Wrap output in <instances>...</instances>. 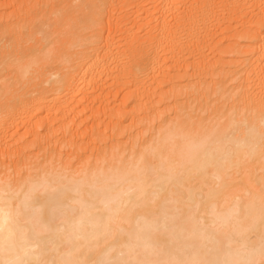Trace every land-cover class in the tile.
<instances>
[{"label": "bare ground", "instance_id": "1", "mask_svg": "<svg viewBox=\"0 0 264 264\" xmlns=\"http://www.w3.org/2000/svg\"><path fill=\"white\" fill-rule=\"evenodd\" d=\"M44 1L0 10V264H264V0H150L157 22L120 40L115 0ZM105 108L131 165L44 164Z\"/></svg>", "mask_w": 264, "mask_h": 264}, {"label": "rangeland", "instance_id": "2", "mask_svg": "<svg viewBox=\"0 0 264 264\" xmlns=\"http://www.w3.org/2000/svg\"><path fill=\"white\" fill-rule=\"evenodd\" d=\"M33 2H35V0H32ZM39 1H41V2H43L44 0H37V2H39ZM76 1H78V0H76ZM76 1H73L72 3H70V5L72 6V8L71 9H73V6H74V9H75V7L76 6H78V8L80 9V11L79 12H75L74 11V9H73V11L76 13V15H78V14H82V12L84 11L85 12V9H87V12H89V9L86 7V5L83 3L84 1L83 0H79L78 2H77V4H76ZM122 1V0H121ZM120 0H115V2H119L118 4H120V5H118L117 3H115V2H113V3H110V5H111V7H109V10H108V12L106 11V9L108 8V6H106V5H102V8H100L99 10H101L102 9V11H100L101 13H99V14H97L98 16H99V18H102V13L105 15V12H107L106 14L107 15H105V17L103 16V18H112L110 21V23H111V27H112V32H111V34L113 35V37L114 38H116V39H118V40H120V39H122V37H124V36H129V35H132L133 36V34H138L139 36H141V35H144L146 32H144L145 30L143 29V31L142 30H139V28L140 27H142V25H143V23L144 22H147V20H149L150 19V16H152V17H154V23L155 22H157V13H152L151 12V7H152V2L150 1V0H144L145 1V3H143L142 5L140 4V3H142V2H144L143 0H123L124 2H121ZM5 2H6V0H0V10L2 11V12H5V11H10L11 9H12V6H11V4H5ZM45 2V1H44ZM44 2L43 3H41V4H44ZM101 2V1H100ZM99 2V3H100ZM137 2H139V5H138V3ZM151 2V3H150ZM82 3V4H81ZM121 3H124L123 5V9H122V4ZM38 5H39V3H38ZM76 5V6H75ZM81 5V6H80ZM114 5V6H113ZM118 5V6H117ZM127 5V6H126ZM113 6V7H112ZM121 6V8H119ZM142 8H141V7ZM117 7V8H116ZM111 8H112V10H113V12H112V14L113 15H111L110 13V11H112L111 10ZM138 8H141V10L140 11H138L139 9ZM78 10V9H77ZM66 11H68V10H66ZM70 11V10H69ZM137 11V12H136ZM146 11H149L150 12V15L149 14H147V13H145ZM110 12V13H109ZM138 12H141V13H138ZM78 13V14H77ZM54 15H56V17H57V19L62 15L61 13H59V14H54ZM53 14L51 15V17H47L46 18V21H47V23H44L45 25L43 26V31H42V33H39L38 34V36H39V38H40V36H41V38L42 39H44L43 38V35H45L46 33H51L52 31V29L55 27H53V24H51V22H55V19H56V17L54 16ZM111 15V16H110ZM55 17V18H54ZM104 19V20H105ZM96 23L97 22H99V21H95ZM94 22V26L92 25V27H95L96 25H97V27L99 28L100 27V23H95ZM100 22H101V20H100ZM80 24H82V23H80ZM61 24H57L56 25V27L57 26H60ZM91 27V28H92ZM66 28V27H65ZM96 28V27H95ZM94 28V29H95ZM128 28H132V32H128V33H126V30L128 29ZM55 29V28H54ZM93 29V28H92ZM91 29V30H92ZM100 29V28H99ZM98 29H95V35L98 33V31H97ZM94 31V30H93ZM93 31L91 32L90 30H85V32H86V34L87 33H93ZM94 35V34H93ZM97 37V36H96ZM209 54L211 55L212 53H210L209 52ZM211 58L213 57V55L212 56H210ZM223 58H228V57H223ZM123 89V88H122ZM120 90L121 92H116L115 91V93L113 94V95H109V97L108 96H106V98H105V100H107L108 102H106V104L108 105V108H110L111 109V106L112 107H116L115 108V110H117V105H116V103L118 104V103H120L121 101H122V99H123V96H124V94H125V92L127 91L126 89H123V90ZM125 90V91H124ZM124 91V92H123ZM229 94V95H228ZM228 95V96H227ZM227 98H226V97ZM224 99H226V101H224ZM230 99V100H229ZM223 100V101H222ZM109 101H110V103H109ZM224 102V103H223ZM228 102H229V105H231L230 104V102H231V96H230V93H229V91L228 92H226L225 94H223V96H221L220 98H218V99H216V101L215 102H213V103H216L217 105L219 104V105H224V104H227L228 105ZM98 105H99V103H98ZM114 105V106H113ZM228 105V106H229ZM97 106V105H96ZM110 106V107H109ZM214 106V105H213ZM213 106H211V107H209L208 109H205V110H203L202 111V114H196V115H193V116H191V117H189L188 116V118H189V120H193L192 122H193V124L194 123H196V122H199L200 120L201 121H203V122H201V124H199V125H201V126H204V125H202L203 123H205L206 125L207 124H210V121H211V123L214 121H217V119L219 120L221 117L224 119V117H225V115L224 114H222V112L221 113H219V112H214V109L212 110V108H213ZM225 106V108H224V111L226 110V111H228L230 108L229 107H227L226 105H224ZM223 106V107H224ZM98 108V107H97ZM108 108H105V110H106V112H105V115H104V111L105 110H103L102 112H103V114L101 113V117H99V120H100V122L99 121H97V119H98V115L100 114L99 113V111H96L97 113H95V115L96 114H98V115H94V112H91V114H89L90 113V111H86V114L84 115H81L80 116V120H81V122H83V120H82V118L83 119H85V120H87V121H85L84 120V122L82 123V126H81V123L79 124V126L78 125H76V129H75V131H74V135H76V132H79V134H78V136L77 137H73V138H71L70 137V139H72L75 143L73 144V141L72 140H70V139H68V141H67V139H66V144L63 146V149H64V151H63V149L60 151L61 152V154H57V153H52L50 156H48L46 159H45V161H44V164H51V163H56V162H67V163H70V164H72L73 166V169H74V167L76 168H79V167H81V166H83V165H87V164H92V165H96V167L98 168V166H97V164L99 165V164H103L102 166H104L105 164L104 163H110L111 161H115V162H118V164H122V163H125L126 165H131V162H130V159H129V157H130V153L127 151V149L129 150V148H127V149H123V152H119L120 151V149H118V145L117 144H115V143H112L111 142V135H113L116 131H114L113 132V130H115V129H113V127L115 126V127H118L116 124V122H115V120H113V119H111L112 117H111V112L108 114V111H110V109L108 110ZM223 109V108H222ZM114 110V111H115ZM168 108L166 107V108H164V111H166V112H168ZM225 111V112H226ZM214 112V115L212 114ZM106 113L108 114V117H107V115H106ZM220 115H219V114ZM210 114L212 115L211 117H210ZM91 115V116H90ZM92 115H94L97 119H95V123L97 122H99L98 124L100 125L99 127H100V129H98V127H96L97 125H95V127L93 128V131L96 133V135H95V137H93L95 140H97L98 141V139L100 140V142L98 143L97 142V147H99L98 149H96V150H94L93 151V147H91L92 148V150L90 151L88 148H90V146L91 145H93L94 143H93V141L90 139L91 137H89L90 135L89 134H91L90 133V130H91V128H92V125H93V122L92 123H90V121H93L92 120ZM102 115H103V117H102ZM109 115H110V117L111 118H109ZM93 116V117H94ZM105 116V117H104ZM200 116V117H199ZM224 116V117H223ZM220 117V118H219ZM187 118V119H188ZM213 118H215V119H213ZM217 118V119H216ZM221 118V119H222ZM195 119V120H194ZM213 119V120H212ZM89 120V121H88ZM113 120V121H112ZM144 121H146L145 119H143ZM148 120V119H147ZM188 120V121H189ZM199 120V121H198ZM128 121V122H127ZM183 121L184 122H186L187 120H185V119H183ZM182 121V122H183ZM126 123L124 124V126H128L129 124H130V122H129V120H126L125 121ZM148 122H149V120H148ZM207 122V123H206ZM141 123V122H140ZM146 124H147V122H145ZM188 123V122H187ZM187 123H186V125L183 127L184 128V130H182L183 128H181L182 126L181 125H179L178 127H177V130L179 131H181L182 132V134H184V132H185V130L187 129V127H189L192 123L191 122H189V126L187 125ZM191 123V124H190ZM146 124H143V123H141V125L139 124L136 128V130H134V132L135 131H138L139 130V132L138 133H140V132H142V135L145 133L144 131H146ZM150 124V123H149ZM148 124V125H149ZM192 124V125H193ZM197 124V123H196ZM158 125V123H156L155 124V126H157ZM198 125V124H197ZM198 125V126H199ZM77 126H78V129H77ZM155 126L153 125V126H148V128H147V131H146V133H145V135L146 136H144L145 138H146V140H147V136H149L150 135V138H151V136H152V133L154 134L155 132H156V129H158L157 127H156V129H155ZM193 126H195L196 127V125L194 124ZM193 126L191 127L192 128V130L194 129L193 128ZM145 128V129H143V128ZM150 127H153L154 129H150ZM140 128V129H139ZM179 128H181V129H179ZM186 128V129H185ZM190 128V127H189ZM189 128H188V131H190L189 130ZM113 129V130H112ZM78 130V131H77ZM149 130V131H148ZM155 130V131H154ZM21 132L23 131V130H20ZM153 131V132H152ZM148 132V133H147ZM150 132V133H149ZM180 132V133H181ZM113 133V134H112ZM187 134H189L188 132H186ZM19 134H20V132H19ZM85 134H88V137H87V135H85ZM117 134V133H116ZM73 135V136H74ZM85 135V136H84ZM144 137H143V141H145V139H144ZM149 137H148V139H150ZM75 139V140H74ZM71 141V143H70V141ZM103 140V141H102ZM104 140H106V142L104 141ZM89 141V142H88ZM102 141V142H101ZM68 142H69V144H68ZM92 142V143H91ZM94 146V145H93ZM69 148H71L70 150H69ZM81 149H83L84 150V152L83 153H81L80 151H81ZM125 151V152H124ZM63 153V154H62ZM129 153V154H128ZM101 154H104V156H102ZM129 155V156H128ZM119 156V157H118ZM124 157V156H127L128 158H125L124 157V159H127V160H123V161H121L122 163H120V161H118V158H120V157ZM122 157V158H123ZM130 158H133V161L132 162H134L136 159V157L135 156H132V157H130ZM117 160V161H116ZM132 160V159H131ZM102 161V162H101ZM104 162V163H103ZM128 162L130 163V164H128ZM82 163H85V164H82ZM113 163V162H112ZM58 164V163H57ZM116 165V164H115ZM87 167H89V166H87ZM95 167V168H96ZM113 167V166H112ZM89 168H91V167H89ZM94 168V167H93ZM93 168H91L90 170H92ZM94 168V169H95ZM96 168V169H97ZM104 168H107L106 166H104ZM110 168H111V165H110ZM109 169V168H108Z\"/></svg>", "mask_w": 264, "mask_h": 264}]
</instances>
